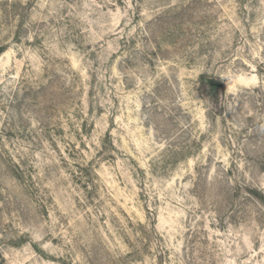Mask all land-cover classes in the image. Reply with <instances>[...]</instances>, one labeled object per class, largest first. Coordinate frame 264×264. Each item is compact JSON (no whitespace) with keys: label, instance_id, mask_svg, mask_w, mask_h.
Masks as SVG:
<instances>
[{"label":"rangeland","instance_id":"obj_1","mask_svg":"<svg viewBox=\"0 0 264 264\" xmlns=\"http://www.w3.org/2000/svg\"><path fill=\"white\" fill-rule=\"evenodd\" d=\"M0 264H264V0H0Z\"/></svg>","mask_w":264,"mask_h":264},{"label":"water","instance_id":"obj_2","mask_svg":"<svg viewBox=\"0 0 264 264\" xmlns=\"http://www.w3.org/2000/svg\"><path fill=\"white\" fill-rule=\"evenodd\" d=\"M208 83L211 84V85H214V86H221L222 85V83L216 82V81H213V80H208Z\"/></svg>","mask_w":264,"mask_h":264},{"label":"clouds","instance_id":"obj_3","mask_svg":"<svg viewBox=\"0 0 264 264\" xmlns=\"http://www.w3.org/2000/svg\"><path fill=\"white\" fill-rule=\"evenodd\" d=\"M223 79H227V80H229V82L231 81L230 77H224Z\"/></svg>","mask_w":264,"mask_h":264}]
</instances>
